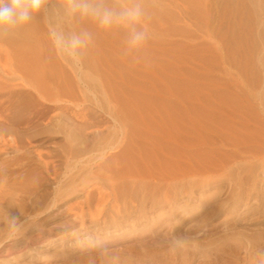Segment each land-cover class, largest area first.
<instances>
[{"label":"rangeland","instance_id":"1","mask_svg":"<svg viewBox=\"0 0 264 264\" xmlns=\"http://www.w3.org/2000/svg\"><path fill=\"white\" fill-rule=\"evenodd\" d=\"M145 1L152 8L170 5L168 9L173 10L172 0ZM109 3L115 6L127 0ZM209 3L205 23L204 19L195 23L189 16L181 19L180 14V30L167 31V35H162V31L166 32L163 22V27L162 23L156 27L150 24L152 38L136 58L123 54L124 32L99 29L95 22L86 19L83 26L93 31L94 41L76 65L58 54L50 38V28L60 14L55 0L48 16L36 19L40 38L33 45L41 60L39 74L54 101H44L46 105L41 110L28 109L21 121H32L30 124L37 126L28 133L34 145L31 148L35 149L33 154L48 151L55 167L51 176L46 175L42 181V198L29 209L38 212L34 216L26 215L19 205L32 173L26 170L10 177L0 175V240L7 236L8 212L25 221L17 239L0 245V264H88L87 253L77 243L79 221L73 219L69 209L82 194L68 191L84 181L91 158L98 156L118 134L114 112L124 103L134 102V94L150 99L151 106L168 103L173 100L168 94L174 90L175 82L184 87L192 83L190 86L198 92L200 113L217 112L211 115L214 123L201 120L199 140L205 142V150L198 155L195 201L188 202L185 195L178 205L181 208L169 213L171 234L169 231L160 248L155 243V225L144 227L143 221L132 234L105 236L109 252L119 255V264H126L123 253L120 255L124 247L136 245L138 249L145 243L151 249L150 256H136L130 264H255L256 251L264 249V9L254 10L245 0ZM10 50L9 40L0 41V65L6 68L13 60ZM17 92L10 94L6 105L21 102ZM10 113L8 109L7 114ZM219 113L222 124L216 121ZM80 122L91 127L84 131L85 135L71 140L74 124ZM68 135L71 138L65 139ZM213 141L230 144L217 151ZM204 154L206 157L201 159ZM187 203L195 204L189 207ZM184 208L187 212L181 216ZM84 220L94 228L88 215ZM175 238L182 243L177 244ZM81 257L85 260L81 261ZM96 264H108L107 257L97 256Z\"/></svg>","mask_w":264,"mask_h":264},{"label":"bare ground","instance_id":"2","mask_svg":"<svg viewBox=\"0 0 264 264\" xmlns=\"http://www.w3.org/2000/svg\"><path fill=\"white\" fill-rule=\"evenodd\" d=\"M210 1L172 0V4H170L173 10L168 9L170 5L169 7L167 6L168 8L163 5L159 8H152L146 4V1L144 6L151 13L150 24L155 26L163 22L166 32L162 31V35L163 33L167 35V31L177 32L180 30L177 25L180 14H183V16H180L181 19L184 16L187 18L189 16L194 18L193 20L190 19V21L195 22L204 19L203 22L205 23V13L211 5ZM245 1L254 10L259 7L264 9V0ZM163 23L161 27H163ZM38 28V22L35 20L21 37L9 40L13 60L9 68L4 67L5 65H0V175L10 177L21 174L26 170L32 173L30 185L25 190L23 189L19 199L20 207L28 216H34L38 213L37 211H29V209L31 206L33 208V205L42 198V181L46 179V175L51 176L55 167L52 159L53 155L49 154L48 151L46 153L38 151L33 154L35 149L32 150L31 148L34 145L30 142L28 133L32 131L30 129H36L37 126L30 124L32 121L28 124L21 121L28 109L33 110V112L34 110H39V108L41 110L45 104L44 101H54V95L45 88L44 80L39 74L41 60L33 45L40 38ZM181 29L183 28L181 27ZM157 30L160 31L159 29ZM119 31L123 33V30ZM158 31L155 30L157 33ZM261 36L264 44V27L261 30ZM261 62L264 67V53ZM144 84L147 85L146 83ZM173 85H175L173 87L174 90H170L168 94L170 99L173 100H169L168 103L151 106L149 105V98L148 101L147 98L134 94L137 98L134 99L135 103H124L122 107L114 112L115 116L117 115V119L113 121H115L114 126H117L118 134L110 140L107 147L99 151L98 156L91 158L90 166L87 169L88 175L84 181L77 183L76 187L71 188L72 190L68 191L69 188H67L68 192L81 191L80 194H82L81 199L69 207L72 211L73 219L79 221V236L85 233L96 236H99L100 233H105L103 238L109 234H113L112 236L115 237H122L123 235L132 234V232L137 230V226L144 221V227H148L147 225L150 223V225H155V243L160 248L170 231L169 213L174 214L181 208L178 205L183 197L187 196L188 202L195 201L199 179L197 178L199 174L198 159H200L198 155L205 150V142L199 140L200 133H202L199 129L203 120L209 123L213 122L215 118L213 119L212 116L216 114L212 115V112H217L211 111L212 116L206 111L199 112L201 107L197 105L198 92L195 87H191L192 83L190 84L191 86L189 84V86L185 85L186 87L179 86L178 82ZM18 89H23V91ZM15 90H18V92ZM119 91L118 89V93ZM126 91L130 93L129 90ZM14 92H17L21 102L6 105L8 97ZM261 96L264 102V89ZM55 100L59 101V98ZM128 101L130 103V100ZM8 109L11 112L10 114H7ZM219 115L221 116L220 113L217 114V116ZM220 116L216 117L218 118L216 121H220ZM8 117H10L9 120ZM222 121H220L221 124ZM90 127L89 124L84 122L74 124L73 128L75 131L74 134H71L73 135L72 138L69 137L71 135H68L65 139L69 137L71 140H75L77 137L85 135L83 134L85 133L84 131ZM230 141L232 140L230 139ZM227 143L230 144L229 142ZM213 144L216 145L217 151L224 150L226 145L225 141H213ZM200 156L201 159L206 157L205 154ZM206 172L208 173V171ZM202 173L200 172V174ZM194 204L189 203L188 205L192 207ZM165 207H168V209H165ZM186 212L187 210L184 208L181 216ZM87 215L93 223V229L85 223L84 218ZM163 216H166L164 217L165 219H162ZM169 233L171 234V231ZM58 239L60 241L63 240V235ZM135 246L127 248L125 246V249L120 253V255L123 253L121 257L126 264L132 263L136 256L139 258L150 256L151 249L148 244H140L138 249ZM69 256H72V254ZM80 259L81 261L83 260L82 257ZM146 260L144 259V261Z\"/></svg>","mask_w":264,"mask_h":264},{"label":"clouds","instance_id":"3","mask_svg":"<svg viewBox=\"0 0 264 264\" xmlns=\"http://www.w3.org/2000/svg\"><path fill=\"white\" fill-rule=\"evenodd\" d=\"M59 16L50 28V38L58 54L74 65L82 62L94 41V33L83 26L90 19L99 29L123 30V54L133 56L141 52L152 38L150 32L151 13L145 8V0H127V3L112 5L109 0H55ZM53 0H0V41L21 37L41 15L48 16ZM25 221L7 215V236L0 245L17 239ZM177 244L181 239L175 238ZM78 246L88 255V264H96L97 256L107 257L108 264H119V257L109 252L103 237L82 234ZM95 253L96 255H93ZM255 264H264V249L255 253Z\"/></svg>","mask_w":264,"mask_h":264}]
</instances>
